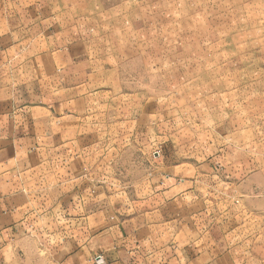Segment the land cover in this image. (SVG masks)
<instances>
[{"label": "crops", "instance_id": "1", "mask_svg": "<svg viewBox=\"0 0 264 264\" xmlns=\"http://www.w3.org/2000/svg\"><path fill=\"white\" fill-rule=\"evenodd\" d=\"M90 1L0 0V264H264L247 195L204 163L92 147L118 58Z\"/></svg>", "mask_w": 264, "mask_h": 264}, {"label": "rangeland", "instance_id": "2", "mask_svg": "<svg viewBox=\"0 0 264 264\" xmlns=\"http://www.w3.org/2000/svg\"><path fill=\"white\" fill-rule=\"evenodd\" d=\"M87 10L118 58L91 110L107 114L92 147L150 138L151 157L204 163L247 195L248 243L264 254V0H91ZM149 112L156 127L138 131Z\"/></svg>", "mask_w": 264, "mask_h": 264}, {"label": "built area", "instance_id": "3", "mask_svg": "<svg viewBox=\"0 0 264 264\" xmlns=\"http://www.w3.org/2000/svg\"><path fill=\"white\" fill-rule=\"evenodd\" d=\"M102 262H103L102 258H101V257H98V258H97V263H98V264H101Z\"/></svg>", "mask_w": 264, "mask_h": 264}]
</instances>
